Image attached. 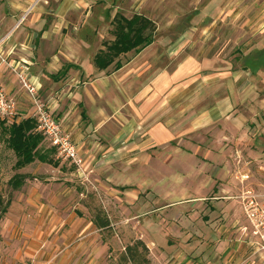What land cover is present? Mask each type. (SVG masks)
I'll list each match as a JSON object with an SVG mask.
<instances>
[{
    "label": "crops",
    "instance_id": "crops-1",
    "mask_svg": "<svg viewBox=\"0 0 264 264\" xmlns=\"http://www.w3.org/2000/svg\"><path fill=\"white\" fill-rule=\"evenodd\" d=\"M50 1L6 0L9 8L0 10V48L32 65L31 78L42 100L41 94L57 93L65 77L84 79L75 97L90 107L82 112L86 123H71L67 114L60 121L72 133L84 169L78 171L59 156L56 165L39 160L28 165L32 170L26 168L28 172L48 173L40 172L43 176L34 178L37 183L28 187L29 195L15 203L21 209L15 223L23 227L25 236L22 254L32 257L33 264H108L111 244L94 221L96 205L104 197L107 209L126 212V226L143 224L142 238L154 264H264L263 253L243 233L248 220L242 197L251 190L264 204V0H158L161 9V4L188 2L195 11L186 30L157 40L156 28L153 42L138 51H168L171 59L178 60L171 71L163 64L153 72L149 59L141 67L123 63L122 57L134 51L120 57L118 69L119 59L106 69L98 68L94 58L106 42L94 50L67 32V16L76 6L87 5V0H59L56 8L48 10ZM46 15L60 22L46 28ZM187 50L191 53L182 57ZM234 50L238 53L232 54ZM112 67V75L102 74ZM216 81L225 92L216 90ZM0 82L18 104L22 114L18 119L34 117L30 96L2 63ZM67 93L65 87L59 96L65 100ZM93 96L96 100L91 102ZM57 97L47 100L54 113L63 108ZM125 103L130 106L119 110ZM217 123L226 124V187L219 189L226 200L218 208L200 201L202 188L190 193L192 209L207 207L212 212L201 231L208 236H193L195 246L188 251L168 244L161 216L173 205L183 209V204L163 203L159 198L151 208L142 206L150 213L140 221L130 171L143 157L148 163L142 169L145 178L151 172L154 179L166 178L165 159L154 157V151L175 147L200 153L199 148L218 142L206 139L205 144L193 136L219 131ZM187 134L190 140H182ZM147 189L163 194L160 188Z\"/></svg>",
    "mask_w": 264,
    "mask_h": 264
},
{
    "label": "rangeland",
    "instance_id": "rangeland-1",
    "mask_svg": "<svg viewBox=\"0 0 264 264\" xmlns=\"http://www.w3.org/2000/svg\"><path fill=\"white\" fill-rule=\"evenodd\" d=\"M42 4H44V2H42ZM58 4L59 0H51L48 5V10L53 7L56 8ZM86 4L87 5L84 7L76 6L75 9L73 8V10H71L66 19V21H69L67 24V32L72 33V37L76 40L89 44L90 47L93 46L94 50L102 47L105 42L110 41L114 37L113 18L117 12H121L127 17H131L135 13H141L151 17L156 23V39L159 40L160 36L167 35L171 37L181 28L184 31L186 28L190 27L191 19L195 11L194 7H191L188 2H169L167 4H161L163 6L161 9L158 0H145L143 2L142 0H87ZM165 5L167 6V9L164 10ZM7 8H9V3H6V0H0V10L5 11ZM166 15L167 18L165 19L164 17ZM43 22L46 28H50L52 26L56 27L57 24L55 23L60 22V20L59 18L46 15ZM216 52L217 49L215 53ZM187 53H191V51L187 50L182 54V57L186 56ZM237 53L238 51L234 50L232 54ZM5 56H7V62L9 64L14 63V60L22 61L23 65L27 64L29 67L28 72L31 75L32 70L30 67H32V65L30 66L28 61L16 57L14 52ZM224 58H226V51L224 52ZM235 58H238V56L233 59ZM147 59L151 60V72L158 70L159 67H164L163 64H166L167 69L171 71L174 69L178 61L171 59L168 51L164 52L156 49L131 52L129 55L122 57L124 64L132 62L136 67H141ZM8 68L16 77L19 85L23 87L16 72L13 70L14 67ZM113 73V67L102 72V74L106 75H112ZM119 77L121 78V76ZM76 78L77 79L71 76L65 77L64 80L61 81L63 84H61L59 91L52 96H48L49 94H41V97L44 99L43 101H47L50 97L52 99V97L56 98L59 96L61 90L65 87L68 88L65 100L62 99V96L57 97V101H59L60 104H63V108H61L58 113H54L59 122L61 121L63 123L62 118L64 117V114H67L72 120L71 123H86L82 112L85 108L88 110L90 107L88 106V108L87 104L83 106L85 103H80V100L75 97V92L80 86L84 85L85 82L84 79L77 76ZM219 81H216V90L222 91L223 88L221 85H218ZM223 92L225 91H222V93ZM95 100L96 96H93V98L90 99L91 102ZM26 104L31 107L29 101H26ZM129 106L130 105L127 103L122 104L119 106V110H125ZM20 116H22L21 113L17 115L18 118ZM216 125L219 128V131H201L198 135L193 136L200 141L203 140L205 144L206 141H208L206 139L218 142L209 147L203 146L202 148H199V150L202 149L200 153L187 152V148H183L182 150L175 147L154 151V157L162 160L165 159L166 178L160 181L154 179V174L152 172L150 173L149 178H145L147 174L142 169L148 168V163L145 162L146 159L143 157H141L139 159L140 161L135 164L133 171H130L131 175L134 176L132 184L135 187L136 193L134 197L135 204H138V206L140 205V209H136L135 213H139L140 221L146 217L147 213H150V210L146 211L142 206L146 205L145 207H150L159 200V198H163V203L176 201L175 204L177 205L183 204V209H176V205H173L172 209L162 213L161 216L165 220V222L163 221L165 228L164 234L167 242L169 241L168 244L180 247L184 246V248H188V251L193 250L195 246L193 236H208L201 231H204L206 217L211 215L212 212L211 210H208L207 207L192 209L190 206V202L192 201L190 193L196 191L198 187L202 188L204 194L200 201H202L204 205L213 202L218 208L223 205L221 201L226 200V194H220L219 191L222 187H226V124L217 123ZM68 131L70 132L69 128ZM185 139L190 140V135H185L182 140ZM174 143L176 144V141ZM184 144L187 145L185 142ZM41 147L47 149L49 147L52 148L53 146L44 137ZM188 148L192 147L188 146ZM52 156L54 159L58 158L59 155L57 150ZM216 157L218 159L215 161ZM15 162L16 155L8 146L7 134L0 128V264H33L32 257L22 254V252H25L26 250L23 239L25 236L21 234L23 227H21L19 223H15V220H18L17 215L21 211V209H17L18 207H16L15 203L19 202L18 198L29 195L30 191L28 190V187L31 184L34 185L37 183V180L34 178H37L38 176L41 180V177L43 176L39 175L40 172L41 174L46 175L48 171L42 169L40 172H37V174H33L32 172L27 171V169L32 171L28 165L22 169H15ZM16 173L25 175L24 183L19 189H14L9 185V180ZM151 174L153 175L151 176ZM25 184H27V186L24 187ZM23 187L26 188L24 192ZM149 187L151 189L160 188L163 194L161 196L154 195L147 189ZM121 191L122 190L120 189L118 192L120 197L123 198L124 195ZM245 196L246 195L242 194L243 200ZM20 202H22L21 199ZM105 202L106 200L104 197L100 198L96 207L103 210L111 222V227L103 230L104 240L109 241L112 248L108 255V264H123L119 260L120 254L130 242L137 238L143 239V233L141 232L143 224L141 225V223L138 222L135 227L126 226V222H128L124 216L126 215V212H116V210H113V212L106 208ZM113 209L116 208L113 206ZM11 222H13V224L10 227ZM198 224H200V226ZM15 229L18 230V232L15 233ZM163 243H158V245L161 246ZM166 243L164 245H166Z\"/></svg>",
    "mask_w": 264,
    "mask_h": 264
},
{
    "label": "trees",
    "instance_id": "trees-1",
    "mask_svg": "<svg viewBox=\"0 0 264 264\" xmlns=\"http://www.w3.org/2000/svg\"><path fill=\"white\" fill-rule=\"evenodd\" d=\"M114 40L105 43V49L95 55L96 66L106 69L115 62V69L121 67L120 57L131 51L138 52L154 40L156 25L154 21L143 14L136 13L131 17L117 13L113 18ZM0 128L7 134L8 146L16 155L15 169H22L30 163L40 162L56 165L52 154L55 148L43 149L44 135L37 130V122L34 117H25L12 122L0 119ZM25 180V175L16 173L9 185L19 189ZM94 221L103 229H109L111 222L108 216L100 208L95 209ZM119 260L123 264H154L150 248L147 243L137 238L125 246Z\"/></svg>",
    "mask_w": 264,
    "mask_h": 264
},
{
    "label": "built area",
    "instance_id": "built-area-1",
    "mask_svg": "<svg viewBox=\"0 0 264 264\" xmlns=\"http://www.w3.org/2000/svg\"><path fill=\"white\" fill-rule=\"evenodd\" d=\"M14 67L17 77L23 88L30 96L34 107V118L37 122V130L56 148L59 157L74 164L78 171L82 172L84 167L83 158L78 153L77 145L72 133L65 129L56 118L52 105L49 101L39 98V86L32 81L27 64L14 60V63L7 62V56L0 49V64ZM18 104L16 100L9 96L4 86L0 82V119L9 122L19 120ZM243 200L244 212L248 224L243 227V233L252 238V243L263 253L264 256V204L261 203L251 190H248Z\"/></svg>",
    "mask_w": 264,
    "mask_h": 264
}]
</instances>
